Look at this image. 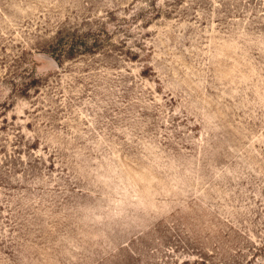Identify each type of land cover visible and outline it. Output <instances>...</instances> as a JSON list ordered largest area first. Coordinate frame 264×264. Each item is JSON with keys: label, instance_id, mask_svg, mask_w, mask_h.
Listing matches in <instances>:
<instances>
[{"label": "rangeland", "instance_id": "rangeland-1", "mask_svg": "<svg viewBox=\"0 0 264 264\" xmlns=\"http://www.w3.org/2000/svg\"><path fill=\"white\" fill-rule=\"evenodd\" d=\"M0 264H264V0H0Z\"/></svg>", "mask_w": 264, "mask_h": 264}]
</instances>
